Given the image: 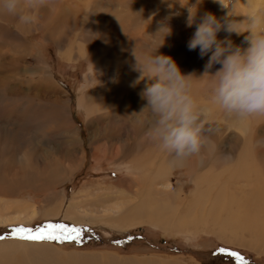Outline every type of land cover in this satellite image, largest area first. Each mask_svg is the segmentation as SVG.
Segmentation results:
<instances>
[{
    "label": "bare ground",
    "instance_id": "6f19581e",
    "mask_svg": "<svg viewBox=\"0 0 264 264\" xmlns=\"http://www.w3.org/2000/svg\"><path fill=\"white\" fill-rule=\"evenodd\" d=\"M61 1L62 2L64 1V3L66 4L69 3V4L66 6L59 7L57 8V10L56 9L53 10V14H54L53 16H55V12H56L58 18L59 16H62L61 15L62 12H64L65 15H69L70 17H72V15L74 14V17H76L79 14L88 15L90 12L92 14L94 11L92 7V3L94 0H54V2L59 5L62 4ZM206 1L203 2L204 5L200 8V10H202L203 13L206 11L212 12L218 18L225 17V15L229 11H230V15H232L237 19H243L252 10H256L259 14L264 15V0H226V3L229 5V8L222 6L218 2V0H206ZM44 9L45 11L43 12H42V8L39 11L41 20H44L43 19L45 18L44 16L47 15L48 10L46 8ZM111 12L105 13L107 14V16H103L102 18H106V21L109 20L107 22L113 20H116V22L118 23L125 22L121 20V19L125 20L124 17L118 16V14L115 13L114 11ZM6 15L10 19V15L7 13ZM6 15L5 13L0 12V37H6L5 39H7L10 38L11 35L13 34L14 35V36L12 35L13 37L20 38V35L18 33H13V31L10 30L8 25L4 22L6 20ZM240 26L241 28L245 26L243 21L240 22ZM222 32L223 30H221V32L218 34L219 38H221ZM245 35H247V33H242L241 35H236L234 33V36L231 37V39H236L235 41L236 44L244 45L245 43H247L246 41H244ZM11 40L12 42H10ZM11 40L9 41V43H13L14 39L12 38ZM2 43L3 40L2 42H0V47L2 46ZM21 43H22L21 45L22 47L20 48H23V50L26 49L28 44L24 45V41H21ZM123 44L127 45L125 42ZM128 44L129 45H127V48H125L123 52L117 53L118 55L117 59L120 61L121 65L122 64L124 65V63H130L133 65L135 61H134V57L132 56V50L135 47L137 48V50L141 49L140 46H136L135 44L134 46H132L133 43L131 45V42H128ZM14 46L16 49V47H19L20 45L15 44ZM74 51H75L74 48L70 47V49L63 52V55L66 59L71 61L73 60L72 56L74 54ZM115 51L113 53H115ZM21 53L22 51L19 53V63L13 59L10 62L3 64V66H0L1 70L3 71V75L0 76V93L1 95H3V92L8 90V93L6 94L7 97H10V99L12 98L13 100L19 99L22 102L28 96L31 99V101H33L34 95L37 96L39 101L47 103L52 109V112L55 114V117L57 119L56 127H58V130L57 132L51 134L52 132H49L47 129H44V123L48 121V119H44L47 118L46 115H48L49 113V112L47 113L48 110L45 112L44 109L45 107H43L44 112L39 108H38L39 110L38 112V110H35L34 106L26 108L24 110L23 104L25 105L28 102L27 101L20 105L22 107H20L18 110L20 112L19 115L24 119L28 118L31 115L35 119L34 120L35 125L37 120V124L39 125L42 124L43 127H38L39 129L37 128L36 131L35 130L31 131L32 133L25 135L24 138H21L24 135V134L22 135V133L17 135V133L15 132L16 134H13L14 135L13 141L19 139V143L23 144L22 150H24V152L20 156H18L17 153L15 152V151L18 152V150H16L17 145L14 146L15 144L14 145L12 144V139H11L12 135L11 136L8 135V137L5 136V138H3L0 133V153L1 152L4 153V154H0V197H2L0 198V203L3 202L7 206L6 208L10 210L11 209L18 210V212H23L24 210L27 211L28 209L44 210L40 215L41 217L55 218L58 216H63L66 219L78 223L84 222L88 224V222L89 223L91 222L94 224L99 221L101 227L105 228L106 231H109V229H113V231L115 230L117 232H126L131 228L143 224L149 225L150 227L158 230L171 232L175 235H182L185 236L186 238L193 237L192 235L195 234L198 235L199 233L202 232L213 233V231H215L216 234L219 235L221 240H225V241L229 240L230 242H233L236 236H240V233L238 231L243 230V228H241L240 230L239 228L244 225L243 224L244 221L243 223L241 221L244 218L243 216H245L244 215L245 206L246 207L248 206L250 209L254 211L262 212V214L260 215H263L264 213V174H263L264 171L263 170L260 176L257 178V183L256 181L255 184H253L252 182L253 185L251 184L252 185V187L250 186L251 188L248 187L249 188L248 192H243V194L240 196L238 195L239 197L238 204L240 205H238L237 209L217 210L219 208L218 207L219 205H221V207L222 206L229 207L234 204L233 200L235 199L233 198H235L237 194L236 195L231 194L232 191L231 193L228 194V191L232 190L229 186L230 182L235 181V179H237L240 176H244V178L246 179H250L253 176L251 173L247 171L248 170L247 167L253 166V163L251 162L249 163L250 159L248 161L245 160V163H243L242 166L241 163L238 161L237 162L239 164L235 165L237 162L232 163L230 156L225 155V157H222V155L218 153L220 152L218 149L222 148L226 139V136L224 137L223 134L222 136L225 139H223V137L221 136L216 135L215 133H213V135L215 134V136L212 138H209L208 136V139L205 140L206 142V143L204 142L205 144L203 143L200 152L186 157H176L174 154H170L166 151H163L158 147L157 144L151 141L148 138V136L145 138V135L144 136L142 135L143 131L145 129L146 130L148 129L147 126L149 124L147 121L142 122V116H141L142 112H140L142 110V100H141V95L140 97L137 96L138 91L142 87V80L139 83L135 84L134 87L131 86L132 82L135 81L136 78L139 76V73L132 69V65H128L127 72L119 76L118 79H115L114 82L110 84L111 86L106 90L107 94L109 95V97H107L106 95V98L108 99L103 100L101 102H97L99 100H93L91 98L94 96V94H90L89 90L86 91L82 89V91L87 95V97L85 98L83 93H79L78 98L76 100L77 107L82 110L88 121L90 120L92 121L95 117H98L97 115L102 111L103 113H106V111H109L108 113L115 111L114 113L117 114V116L115 115L117 118L115 122L117 123L116 124L117 129L115 128L114 130H109L105 128L104 132H100V128L97 124L94 125L90 124V128H89L90 139L88 144L92 148V156H94L96 160L100 158L104 160L114 159V162L117 164V167L127 172L126 177L118 178V180L114 182L115 184H121L120 186L121 190H117V191L118 193L121 192L125 194L126 197L128 198V201L126 203L123 202L119 203L117 207H113L114 206L113 205L112 207H109L108 210L105 209L106 212H104L103 214H98L97 212L95 214L89 213L87 212L88 210L87 208L85 209V211L82 212L81 208L83 207L82 204L84 201L78 199L77 196H80L82 192L89 191V187L87 185H84V188L86 187L88 188L82 189V192L77 191L76 193H74V195L71 198V201L70 202L68 201L67 204L66 201L64 200V197L60 195L61 192L57 191L56 186L59 185V183L63 184L66 180L70 179L75 174V172L82 166L85 157V151H84L85 149L83 148V141L80 136L78 126L75 124L74 120L71 117L70 96L66 93L65 90H62L61 87H59L57 83L52 79L53 73L48 68L45 69V74H43L42 77L39 78L37 82H35L34 78L29 76L30 69L25 61L26 57L24 56V54ZM93 53H95L94 50L90 49L89 54H87L91 62L90 64L91 67L93 66L102 69V67L104 66L96 64L98 60L94 57ZM84 54L85 53L82 50H78L77 54L75 53V55L78 56H82ZM0 56H1V51H0ZM113 72L114 71H112V73ZM87 78H89V74L86 75V79ZM31 81H34L35 85H32ZM14 83H16L17 86L19 85V87L22 89H15L14 86L13 88H10L9 87L10 84L15 85ZM34 90L36 91V93ZM197 90L201 91L203 96L200 99L198 98L196 99L202 104H209L210 96H211L210 92L208 94L209 96H205L206 93H208L207 92L208 89L202 90L201 87L192 84V93L194 97L197 96ZM95 91L96 90H94L93 93H95ZM95 94L97 95V93ZM132 102L134 103L133 106H131ZM130 106H131V110H134L132 113L139 112L140 114L136 113L137 115L136 118L133 116V119L135 118V127L130 130L127 129L129 131V136H128L127 130L126 131L123 130L124 126L123 124H121L122 120H118V119L122 118L121 112L125 110L126 107H130ZM112 108H114V110H110ZM219 111L220 110H213L208 116L206 121L210 120L211 118H214ZM35 116H37V118H35ZM125 116L126 115H124V117ZM261 119H264V116H253L244 119L237 118L236 119L237 121L230 122L228 123V125H226L227 128H225V132L226 131L229 132L233 129L234 131L231 132L234 133L238 138L235 141L236 142L235 144L241 146V144L244 143V141L245 142L248 141V136L252 128L254 127L253 125L258 121H260ZM24 122L26 123V121ZM28 129H32V128H28ZM125 137L129 138V142L127 140L126 144H124L123 142L124 140L127 139V138L124 139ZM142 137H144L145 139H142ZM228 137L230 138V136ZM114 139L117 142L121 143L122 147H120V145L117 143L113 144L112 141H114ZM102 140L105 141L102 144H99V142H101ZM130 140H133L131 141L132 144L130 143ZM138 141H140V143ZM210 144H212L213 146H210ZM105 145L108 146L106 147ZM224 150H226V147ZM143 151H145V153H142ZM213 152H217V155L215 157L208 154ZM233 154H235L237 157L238 151L234 150ZM242 154H240V156H242ZM195 156H197V158ZM207 157L209 159H205ZM247 157L249 158V154L248 156H246V159H248ZM63 159H65V162L62 161ZM20 160H23L24 164H19ZM35 162H37L38 165L42 166V171H44V173L42 171L40 172L36 171V169L33 167ZM180 165L184 166L185 169H187L188 173H186V175L190 176L191 179L190 182L192 184H194L195 178L197 179L196 184H199L210 178H213V180L214 179L218 180L222 177L229 178L227 180L228 182L225 180V182H227L226 185L223 183L222 187L220 188L216 187V189L215 188L212 190L210 189V191H214L215 193H222L223 196L227 194L228 197L233 195L234 196V197L232 196L233 200L231 198L223 199V196L221 195L222 199L218 200L220 203L217 202L219 205L217 204L218 206H216L218 208L217 209L213 208V210H210L209 208L213 207L212 205L215 203H213L209 207L208 205L204 204L208 200L207 197L208 194H210L208 190L202 191L197 185H195L196 192H193L191 190L189 193L188 192L186 193L184 191V188H182L183 185L171 189L172 181L170 179L172 177V172H174L176 166H180ZM258 170L259 169H257V172ZM218 181L216 182L218 183ZM217 183H215L214 185L216 186ZM99 184L101 185V183H98V185ZM219 184L222 183L220 182ZM90 186H93V184ZM23 188H33L35 193H37V191H41L44 194V197L43 199H39V200H35L33 197L22 200L19 197L20 194H16V192L18 190H22ZM106 198L108 197L106 196ZM91 201H87L84 204H89L88 206H90V204L92 203ZM237 201H235V203ZM210 202L213 201L211 200ZM231 207L233 208V206ZM250 218H252L251 215L249 219ZM258 218L260 220V217ZM262 221L259 224H257L258 222L256 223L259 227L253 224L255 228L257 227L260 229L261 227L260 225L264 226V224H262ZM250 223L251 222L249 221V224ZM251 228H253V226ZM257 228L256 230H259ZM200 229L203 230L200 231ZM250 235L252 236L253 234L250 233ZM259 235L260 232L258 233V236ZM263 235L264 233L262 234V236ZM31 246L33 248L36 247V249H34V251L32 252L35 260V264L65 263L64 260L61 262L59 260H56V258H54L55 256H60V255L49 245L34 244ZM35 250L37 251L35 252ZM14 260L16 261V262L14 261V264H25L22 256L18 255L17 257L14 258ZM12 261L13 259H6L5 262L1 264H8V263L12 264L13 263Z\"/></svg>",
    "mask_w": 264,
    "mask_h": 264
},
{
    "label": "rangeland",
    "instance_id": "374dc122",
    "mask_svg": "<svg viewBox=\"0 0 264 264\" xmlns=\"http://www.w3.org/2000/svg\"><path fill=\"white\" fill-rule=\"evenodd\" d=\"M204 1L206 0H202L201 3H199V0H94L92 3L94 9L92 14L91 12L88 15L79 14L76 17H74L73 14L72 17H70L62 12V16H59L58 18L56 12L55 16H53V10H57V8L66 6L69 3L66 4L64 1H61L62 4H60V6L55 3L54 0H47L46 6L42 8V12L45 11L44 8L48 10L47 15L44 16V20H41V16L38 13L36 21L33 24H24L17 16L13 15H10L9 19L5 13L6 20L4 22L13 33H18L21 39L13 37L14 35L12 34L13 36L11 35L10 38H13L14 41L13 43H9L11 40L10 38L5 39L6 37H0V42L3 40L2 46L0 47V66H3V64L10 62L13 59L19 63V53L22 51L21 54H24L26 57L25 61L30 69L29 76L33 77L35 82L45 74V69L48 68L53 73L52 79L70 96L71 117L78 126L86 158L84 157L82 166L75 172L72 176L73 178L71 177L65 182L63 181V184L59 183V185L56 186L57 191L61 192L60 195L64 197L67 204L68 201H71L74 193L77 191L82 192V189H87L88 187L89 191L82 192L80 196H77L78 199L84 201L82 204L83 207L81 208L82 212L87 208V212L89 213L95 214L97 212L98 214H103L106 212L105 209L108 210V208L113 205V207H117L119 203H126L128 201L125 194L121 192L118 193L117 191L121 190V184H115L114 182L117 181L118 178L126 177L127 172L123 169H119L114 162V159L104 160L100 158L96 160L94 156H92V148L88 144L90 139V124H97L100 128V132H104L105 128L109 130L117 129V123H115L117 120V114L114 113L115 111L110 112L111 114L113 113L112 115L108 113L109 111H106L107 114L102 111L97 115L98 117H95L92 121H88L85 114L76 104L79 93H83L86 98L87 95L82 89L86 91L89 90L90 94H94L95 96L91 98L93 100H99L97 102L108 99L106 98V95L107 97H109V95L106 90L111 86L110 84L114 82L115 79H118L119 76L127 72L128 65H132L130 63H124L122 66L117 59V53L123 52L124 49L127 48V45H129L128 42H131V45L133 43L132 46L135 44L141 48L146 46L154 47L162 43L158 49L159 53L170 55L183 73L193 74L194 76L199 77L204 71V65L208 57L205 56L204 58H200L198 49L189 50L187 48V41L194 31L195 25L188 27L186 25V20L189 14V9L193 13L198 10V14H203V11L200 10V8L204 5ZM111 11H114L120 17H124L125 20H121L125 22L118 23L116 20L107 22L109 20L106 21V18H102L103 16H107L105 13ZM163 28H169L170 33L164 36V32L167 30L165 29L161 31ZM227 35L229 34L223 31L221 38H224ZM233 36L234 33L231 34V37ZM232 40L235 43L236 39ZM21 41H24V45L28 44L24 50L23 48H20L22 47ZM10 42H12V40ZM124 42L127 45L123 44ZM15 44L20 46L15 49ZM244 46H247V43H245ZM70 47H73L75 50L72 56L73 60L71 61L66 59L63 55V52L70 49ZM90 49L95 52L93 53L94 57L98 60L96 64L104 66L105 68L102 67V69H100L98 67H91V62L87 55L89 54ZM115 49L116 51H119L120 49V51L116 52ZM78 50L84 51L85 54L82 56L75 55ZM114 51L116 54L113 53ZM219 67V64L214 65L209 71L214 72ZM111 70L114 72L112 73ZM87 74H89V78L86 79ZM1 75H3V71L0 67V76ZM34 81H31L32 85H35ZM14 84L15 85L10 84L9 87L13 88L14 86L15 89H22L19 85L17 86L16 83ZM192 84L201 87L202 90L208 89V93H206L205 96H209V92L211 94L208 77L203 79L194 78ZM145 86L146 79L142 80V87L138 91V97H140V93ZM94 90H96L95 93H97L98 96L93 93ZM7 93L8 90L3 92V95L0 93V133L3 138L12 135V144H15L14 146L17 145L16 150H18V152H15L20 156L24 152V150H22L23 144L19 143V139L13 141V134L17 133V135H19L22 133V135H24L21 138H24L25 135L32 133L31 131H36L38 127H43L42 124H37V120L35 125V119L31 115L25 119L21 117L19 115L20 112L18 111L19 108L22 107L20 105L28 101L25 105L23 104L24 110L32 106H34L35 110H38V108L43 112L44 109L45 112L48 110L47 113L49 112L50 114L48 113V115H46L47 118H44L48 119V121L44 123V129L52 132L51 134L58 130V127H56L57 119L50 106L45 102L39 101L37 96L34 95L33 101H31L28 96L22 102L19 99H10V97L6 96ZM202 96V92L197 90V96H195V98L200 99ZM141 100L143 108L146 105V100L142 98ZM133 102L131 106L134 105ZM131 106L126 107L125 110L121 112L122 118L118 119L122 120L121 124H123V130L125 131L135 127L136 113H139H132L134 110H131ZM43 107L45 108L43 109ZM110 110H114V108ZM219 112L214 118H211L203 124L204 128L209 129L202 134L204 142L208 139V136L209 138H212L215 134L221 137H223L222 134L224 136L231 134L228 133L225 135V128H227L226 125L230 122L237 121L236 119L238 117L235 115L231 116L230 114L227 115V113L223 111ZM124 115L126 116L124 117ZM133 116L135 117L134 119ZM141 116L142 122L147 121L149 124L150 117L148 116V113L146 111L142 112ZM35 118H37V116H35ZM24 121H26V123ZM253 126V133L255 134L254 140L257 141V143H260L259 146L261 148H264V119H261ZM128 130L127 133L129 136ZM231 131L234 130L232 129ZM213 133L215 134L213 135ZM142 135H145V138L148 136L146 129L143 131ZM126 138L127 137L124 139ZM145 138L142 137V139ZM127 140L129 142V138L123 141L124 144L127 143ZM104 141L105 140H102L99 144H102ZM131 141L133 140H130V143ZM138 142L140 143V141ZM229 142L232 143L230 139H228V143ZM112 143H117L122 147V144L115 139ZM105 146L107 147L108 145ZM142 153H145V151ZM0 154L4 153L1 152ZM195 157L197 158V156ZM205 159L209 158L207 157ZM99 160L104 161L100 162ZM62 161L65 162V159ZM19 164H24V161L20 160ZM33 167L38 172L42 171V166L38 165L37 162H35ZM42 172L44 173V171ZM186 173H188V171L184 166L180 165L175 167L170 179L172 181L171 189L184 184L185 190H189L192 184H189L190 176L186 175ZM98 183H101V185H98ZM92 184L93 186H90ZM84 185H87L88 187L84 188ZM16 194H20L19 197L22 200L29 199L30 197L39 200L44 197V194L41 191L35 193L33 188H23L22 190H18ZM106 196L108 198H106ZM87 201L92 202L90 206H88L89 204H84ZM2 203L3 202L0 203V208H2L0 209V235L8 233L10 226L23 225L35 227L46 222L64 223L69 226H79L82 228V242L77 243L71 240L64 242L28 241L8 236L7 238L0 240V264L5 262L6 259H13L12 264H14V258L18 255L23 257L25 264H35L32 252L36 247L33 248L31 246L34 244L49 245L60 255L55 256L54 258L61 262L64 260V264H237L235 259L228 253H220L217 251V249L221 247L239 252L245 258L247 264H264V254L258 255L248 249H244L245 252L243 253L233 247H224L223 245H220L223 244V241H220L212 234L205 232L199 233L197 236L186 238L185 236L175 235L168 231L153 229L146 224L145 226H136L126 232H117L115 230L113 231V229L106 231L105 228L101 227L99 221L94 224L91 222H88L87 224L84 222H73L63 216L45 218L40 216L44 210L28 209L27 211L24 210L23 212H18V210H10L6 208L7 206ZM116 241H120V243H116ZM36 251L37 250H35V252Z\"/></svg>",
    "mask_w": 264,
    "mask_h": 264
},
{
    "label": "clouds",
    "instance_id": "9594fccd",
    "mask_svg": "<svg viewBox=\"0 0 264 264\" xmlns=\"http://www.w3.org/2000/svg\"><path fill=\"white\" fill-rule=\"evenodd\" d=\"M218 2L229 8L226 0ZM46 4L47 0H0V12L17 16L24 24H33ZM186 25H195L187 48L198 49L200 58L208 57L199 77L183 73L170 55L159 53L162 43L132 50V69L139 76L131 86L146 79L140 93L146 105L140 112L146 111L150 117L148 138L176 157L200 152L203 124L213 110L241 119L264 116V15L252 10L243 19H237L229 11L218 18L212 12L198 14V10L193 13L189 9ZM165 29L164 36L170 33L169 28L161 31ZM221 30L229 35L219 38ZM232 33H247V46L234 43ZM217 64L220 67L210 72ZM205 77L211 90L209 104L200 103L192 93L193 79Z\"/></svg>",
    "mask_w": 264,
    "mask_h": 264
},
{
    "label": "crops",
    "instance_id": "0c3cea01",
    "mask_svg": "<svg viewBox=\"0 0 264 264\" xmlns=\"http://www.w3.org/2000/svg\"><path fill=\"white\" fill-rule=\"evenodd\" d=\"M209 129H207V128H204L203 129V133L202 134H204L205 132H207ZM253 132H254V129L252 128V130H251V132H250V134H249V136H248V141L247 142H245L244 141V143H242L241 144V146L240 145H236L235 143V141L238 139L237 137H236V135L234 134V133H232L231 131H226L225 132V135H227L228 133H231L230 135H228V136H230V138L228 137V136H226V139L223 137V139H225V142H224V144H223V146H222V148H219L218 150L220 151V152H218V153H220V155H222V157H225V155H228V156H230V158H231V162L232 163H235V162H240L241 163V166H242V164L243 163H245V160H249V163L251 162V163H253V166L252 167H247L248 168V172L249 173H251L253 176L250 178V179H246V178H244V176H240V177H238L237 179H235V181H233V182H230L229 183V186H230V188L232 189V190H230V191H228V194L229 193H231V191H232V193L231 194H233V195H236L235 196V198H233V199H235V200H233L232 199V196H227V194H225V196H223L222 195V193H215L214 191H210V189L212 190V189H216V187H218V188H220V187H222V185H223V183L226 185L227 184V180L229 179V178H220V179H218V180H213V178H210V179H208V180H205V181H203V182H201V183H199V184H196V178L194 179V184H192L191 182H189V184L191 185V187L189 188V190L188 191H186L185 190V186H184V184H182L183 186H182V188H184V191L187 193H189L191 190L193 191V192H196V189H195V185H197L199 188H200V190H202V191H205V190H208L209 192H210V194H208V200L206 201V203H204L205 205H208V207L210 206V205H212L213 203H215V204H213L212 206L213 207H211V208H209L210 210H213V208H215V209H217L218 207V209L217 210H234V209H237L238 208V205H240V204H238L239 203V197H238V195L240 196V195H242L243 194V192H248V190H249V188H251L252 187V185L253 184H255V181H256V183H257V178L260 176V174L262 173V170L264 171V148H261L259 145H260V143H257V141H255L254 139H255V134H253ZM227 137H228V139H230L231 141H232V143H228V139H227ZM250 143V144H249ZM242 145H243V148H242ZM247 145H249V146H247ZM210 146H213L212 144H210ZM244 146H245V148H244ZM225 147H226V150H224L225 149ZM242 149H244V150H242ZM247 149V150H246ZM211 150H213V149H211ZM234 150H236V151H238V156L236 157V155L235 154H233L234 153ZM243 153V154H242ZM249 154V158L248 159H246V156H248V154ZM208 154H210L211 156H213V157H215L216 155H217V152H213V153H208ZM240 154H242V156H240ZM245 154V155H244ZM262 154V155H261ZM258 156V157H257ZM240 157V158H239ZM257 157V158H256ZM238 158V159H237ZM235 159V160H234ZM241 160V161H240ZM246 161V162H247ZM255 161H256V163H255ZM236 163L235 165H237V164H239V163ZM258 162V163H257ZM257 166V167H256ZM260 167H263V168H260ZM255 168V169H254ZM252 169H253V172H252ZM257 169H259L258 170V172L260 171V169H261V171L258 173L257 172ZM250 170V171H249ZM263 174H264V172H263ZM190 178V177H189ZM238 179H239V181H238ZM225 180L227 181V182H225ZM237 180V181H236ZM249 180V181H248ZM189 181H191V179L189 180ZM213 181H215V182H213ZM216 181H218V183L216 182ZM223 181V182H222ZM247 181V182H246ZM222 183V184H219V183ZM252 182H253V184H252ZM215 183H217L216 184V186L214 185ZM232 184V185H231ZM252 184V185H251ZM218 185V186H217ZM239 185V186H238ZM251 186V187H250ZM242 187V188H241ZM245 187H246V189H245ZM249 187V188H248ZM236 189V190H235ZM239 190H240V193H239ZM235 191V192H234ZM214 192V193H213ZM237 192V193H236ZM213 195H212V194ZM239 193V194H238ZM217 194H218V196H217ZM230 194V195H231ZM212 195V196H211ZM223 196V199H225V198H231L233 201H234V204H235V206H234V204L233 205H231V206H233V208L231 207V206H229V207H221V205H219L218 203H220L218 200L219 199H222V196ZM211 197V198H210ZM234 197V196H233ZM237 198V199H236ZM213 201V202H210V201ZM238 200V201H237ZM235 201H237L236 203H235ZM208 202V203H207ZM218 202V203H217ZM219 206H218V205ZM236 204H237V206H236ZM216 206H218V207H216ZM240 207V206H239ZM231 208V209H230ZM208 209V210H209ZM214 209V210H215ZM260 214H262V212H258V211H254V210H252V209H250L248 206L246 207L245 206V216H243L244 218L242 219V223H243V221H244V225L243 226H241L240 228H239V230L241 229V228H243V230H240V231H238L239 233H240V236H236L235 237V240L233 241V242H230L229 240H227V241H225V240H221L220 239V237H219V235L218 234H216V232L215 231H213V233H208V234H212L216 239H218V240H220V241H223V244H220V245H223L224 247H233V248H235L236 250H238V251H241V252H245L244 251V249H248V250H252L253 252H255V253H257L258 255H263L264 254V235L262 236V234L264 233V231H263V229H264V226H262V225H260L261 227H260V229L259 228H257V227H259L257 224H259V223H261V221L263 220V218H264V213H263V215H260ZM248 215V216H247ZM250 215H251V217L252 218H250L249 219V217H250ZM258 217H260V220H259V218ZM256 218V219H255ZM261 218H262V220H261ZM246 220H248V221H246ZM254 220V221H253ZM257 220H259V221H257ZM249 221L251 222L250 224H249ZM258 223H257V222ZM264 222V220L262 221V224H264L263 223ZM248 223V224H247ZM257 223V224H256ZM251 224H252V226H253V228H251L252 226H251ZM257 225V229H259V230H256V228H255V226L254 225ZM142 226H145V224H143ZM246 227V228H245ZM247 227H248V229H247ZM153 229H155V228H153ZM244 229H246L247 230V232H246V230H244ZM250 229V230H249ZM203 229H200V231H202ZM252 230V231H251ZM244 231V232H243ZM248 231H249V233H248ZM254 231H255V233H254ZM262 231V232H261ZM257 232V233H256ZM260 232V235L258 236V233ZM205 233H207V232H205ZM245 235H244V234ZM250 233L251 234H253L252 236L250 235ZM254 234H255V236H254ZM243 235H244V238H243ZM258 236V238H257V236ZM192 236H197L196 234L195 235H192ZM251 236V237H250ZM254 236V237H253ZM239 239H238V238ZM248 237V238H247ZM253 237V238H252ZM260 237V238H259ZM237 238V239H236ZM243 238V239H242ZM250 238H252V239H250ZM255 238V239H254ZM242 239V240H241ZM245 239H247V240H245ZM255 241H254V240ZM253 240V241H252ZM252 242V243H251ZM256 243H259V244H256ZM262 243V244H261ZM232 244V245H231Z\"/></svg>",
    "mask_w": 264,
    "mask_h": 264
},
{
    "label": "snow or ice",
    "instance_id": "6c2138e0",
    "mask_svg": "<svg viewBox=\"0 0 264 264\" xmlns=\"http://www.w3.org/2000/svg\"><path fill=\"white\" fill-rule=\"evenodd\" d=\"M11 236L12 238L28 240V241H75L82 242V228L79 226H69L64 223L46 222L35 227L23 225L10 226V230L5 235H0V240ZM120 243V241H116ZM220 253H228L235 259L237 264H247L245 258L236 251H231L226 248L217 249Z\"/></svg>",
    "mask_w": 264,
    "mask_h": 264
}]
</instances>
